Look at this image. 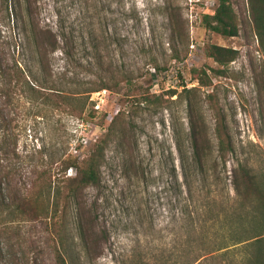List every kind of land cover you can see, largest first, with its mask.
<instances>
[{
  "label": "rangeland",
  "instance_id": "1",
  "mask_svg": "<svg viewBox=\"0 0 264 264\" xmlns=\"http://www.w3.org/2000/svg\"><path fill=\"white\" fill-rule=\"evenodd\" d=\"M32 1L42 27L52 29L61 43L64 36L73 38L72 61L65 60L62 50L52 55L56 78L66 72L70 82L62 88L72 94L83 92L92 81L103 79L111 89L88 93V104L94 102L97 111L93 117L43 116L29 105L8 107L5 113L12 128L21 132L19 148L30 151L40 145L45 159L64 150L82 158L121 110L123 124L135 128L136 159L146 169V178L137 179L126 159L111 148L102 167V189H87L88 203L110 233L106 250L94 264H185L187 257H201V264H243L250 253L247 239L264 232V224L250 214L252 206L242 204L232 184V168L238 163L264 177V93L256 85L264 54L249 23L247 0H229L240 21L235 37L205 26V15L213 12L218 0ZM2 29L8 37L9 29ZM208 44L239 52L222 74L216 70L223 67L206 53ZM15 58L37 72L28 52L19 49ZM200 70H205V79L212 77L211 87L200 85L196 78ZM183 85L191 92L168 98L167 91H181ZM210 92L217 95L234 148L227 165L220 163L215 169V120L206 98ZM148 95L153 97L139 104ZM186 95L208 126L211 143L204 172L193 165L188 147ZM129 136L127 141L132 142ZM177 139L185 142L183 156ZM26 165L23 179L30 176ZM58 172L54 166L52 173ZM11 186L15 189V184ZM68 225L69 237L76 236L73 213ZM19 229L20 234L14 235L0 232L10 258L55 264L51 231L45 223L22 222ZM72 250L75 258H83L80 246Z\"/></svg>",
  "mask_w": 264,
  "mask_h": 264
},
{
  "label": "trees",
  "instance_id": "2",
  "mask_svg": "<svg viewBox=\"0 0 264 264\" xmlns=\"http://www.w3.org/2000/svg\"><path fill=\"white\" fill-rule=\"evenodd\" d=\"M247 5L249 23L264 54V0H247ZM35 8L32 0H0V232L7 235L20 234L19 225L22 222L45 223L51 231L55 264H94L106 250L110 233L100 222L96 210L88 203L87 189H102V167L108 161L107 153L111 148L122 159H126L128 170L137 179L146 178V169L143 162L136 159L139 152L136 139L133 141L136 137L135 128L132 123L128 127L123 124L124 113L121 110L112 116L110 124L94 141L90 152L82 158L64 150L59 156L54 154L45 159V151L40 145L30 151L19 148L21 132L12 128L5 113L8 107L14 109L20 105H29L43 116L65 113L77 118L86 114L93 117L97 111L94 109V102L90 101L88 104V93L111 89L103 79L92 81L90 87L83 92L72 94L62 88V84L66 86L70 82L67 81L66 72L62 77L56 78L52 55L62 50L65 60L68 63L72 61L75 56L73 38L64 36L61 43L52 29L41 26ZM239 23L238 14L229 0H218L213 12L205 15L206 28L224 37L238 36ZM3 27L9 29L8 37L3 36ZM19 49L28 52L35 59L37 72L23 67L15 58ZM206 53L223 67L220 71L216 70L218 74L226 71L239 55L236 49L214 44L206 45ZM196 72V78H199L202 87L212 86V77H204L207 75L205 70ZM256 85L258 91L264 93V68L256 75ZM117 87L116 83L114 89ZM184 92L190 93L191 89L186 90L183 85L181 91L171 89L166 94L168 98L175 95L182 97ZM82 93L86 96L85 100L80 98ZM151 96L143 98L144 101L140 100L139 104L148 102ZM156 97L161 98L163 94ZM186 98L188 147L193 165L198 171L204 172L211 143L208 126L190 96L186 95ZM206 98L211 104L215 120V169L220 163L227 165L234 148L216 93H207ZM128 136L132 142L127 141ZM176 142L183 156L185 142L180 139ZM24 164L31 170L30 176L26 177L28 181L23 179ZM54 166L59 168L56 174L52 173ZM182 166H186L184 159ZM69 169H74V175L67 174ZM12 184H15V189ZM232 184L242 204L252 206L250 214L264 224V177L261 179L251 167L238 163L232 168ZM72 213L77 235L70 238L68 221ZM247 241L250 253L245 256L243 264H264V232ZM76 245L81 247L83 258L73 256L72 248ZM8 248L7 243L0 242V264H38L37 259L31 257L22 262L17 258H10ZM187 258L185 264H201L198 262L201 257Z\"/></svg>",
  "mask_w": 264,
  "mask_h": 264
}]
</instances>
